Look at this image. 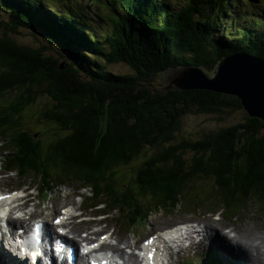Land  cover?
Segmentation results:
<instances>
[{
    "label": "trees",
    "instance_id": "obj_1",
    "mask_svg": "<svg viewBox=\"0 0 264 264\" xmlns=\"http://www.w3.org/2000/svg\"><path fill=\"white\" fill-rule=\"evenodd\" d=\"M96 1L102 4L94 15L108 8L112 22L102 43L92 40L100 38L89 31L90 19L74 11L59 14L42 0H0L7 12L0 8L1 27L17 34L28 27L52 50L45 54L44 47L12 43L0 32V63L6 65L0 68L4 173L36 179L44 196L67 182L88 187L89 195L81 198L89 202L87 208L115 212L127 230L145 224L153 211L174 212L181 204L184 210L224 214L231 206L235 210L227 216L234 218L252 201L264 212V122L244 115L236 124L175 141L183 116L228 114L242 107L231 95L153 85V78H162L170 67L213 70L233 52L264 60V16L252 31L234 20L232 9L249 0H173L179 7L169 0ZM256 1L255 11L264 12V0ZM224 16L232 24L216 26ZM119 62L132 71L109 69ZM29 118L48 124L55 138L42 147L47 134L35 137ZM157 145L164 148L132 166L141 149ZM114 167L131 175L120 190L114 188V172H108ZM200 178L211 181L205 199L195 192ZM135 194L147 202H137ZM210 252H202L198 264H222Z\"/></svg>",
    "mask_w": 264,
    "mask_h": 264
},
{
    "label": "rangeland",
    "instance_id": "obj_2",
    "mask_svg": "<svg viewBox=\"0 0 264 264\" xmlns=\"http://www.w3.org/2000/svg\"><path fill=\"white\" fill-rule=\"evenodd\" d=\"M78 2L74 4H69L66 2L69 6L65 5L66 3H62L61 0H42V2L47 6L48 8L52 9L53 11L61 14L64 11H74L75 15L84 16L85 18L90 19L91 22H89V31L93 30L94 33L100 38L97 39L92 32L93 39L96 41L105 40L106 37L110 34V31L112 29V22L110 20V15L108 12V8L105 9V13H100V15L95 16L94 11H96L97 7L102 4V2H97L96 0H77ZM175 7H179L178 2H173ZM258 2L256 0H249V3L246 5H243L241 3H235L232 6V9L235 10L237 16L234 18V20L241 22L240 25H242L244 28L250 27L251 30H254L255 21L260 22L262 20V16H264V12L261 11H255V5H257ZM178 5V6H177ZM1 10L3 13L7 14L6 11L3 10L2 6L0 5ZM5 20V16L0 13V22ZM93 24V26L90 25ZM254 23V25H253ZM232 24L231 22L227 21L225 19V16L220 19H216L215 25L218 26H229ZM99 25V26H98ZM227 25V26H226ZM28 27H25L23 29H19L20 33H14L10 29H5L0 26V32L3 34L6 32V36L9 38L8 41L14 43V41L18 44L26 45L28 48L33 49L36 47H44L43 51L45 54H47L46 51L52 52L51 48H45L46 45L49 43L43 39L41 35L37 34L33 30H30ZM258 29V28H257ZM1 40V39H0ZM10 46H13V44H9ZM18 46V45H17ZM102 46H106L103 45ZM3 46L0 45V48ZM46 50V51H45ZM0 68L4 69L6 68V65L2 62L0 63ZM109 69L116 73H130L132 70L131 68L123 63H110ZM213 71L212 69L208 68L206 69V72ZM160 75H156L153 78V85L155 87L161 88L164 86V83L159 79ZM168 83V82H167ZM166 83V84H167ZM10 93L6 94L7 96H10ZM5 101L4 99L0 98V102L3 103ZM244 115H247L245 110L243 108L234 110L230 113H212V114H187L183 116L180 120V127L179 131L176 133L175 141L180 140L181 138H188V136H194L196 134H200L202 132H209L216 130L220 127H225L228 125L236 124L240 121L244 120ZM28 125L31 127L29 130L31 133L38 137L41 132H46L47 135L44 137L42 136L41 139V146H46L49 144L54 138L55 135L51 133L50 126L48 124H42L38 120H34L33 118H29ZM164 148V145L162 146H154V147H145L140 150L139 154L135 159L132 161V166L139 165L142 160L151 154H154ZM108 172H114L113 179L115 181L114 188L117 190L122 189L121 184L125 183L127 180L131 178L130 173L127 170H118L116 167L111 168ZM37 180L32 179H23V178H16L14 174H8V175H1L0 174V192H5L6 189H9L10 186L18 185V184H34ZM209 181L208 179L200 178L196 181V185H199V189H195V192L198 193V196L202 199L206 198V195L209 189ZM76 185L72 182H67L65 186L62 188H58L57 190L53 191L52 193L48 194L47 198L42 199V193L36 191L35 189H31L27 192V213H24L26 218H41L45 217L47 221H51V218L56 215L61 214V208L64 205H67L70 210H75L77 213L81 212L82 215L80 217L75 218L74 221L76 227L84 228V230L87 231H95L94 235H92L94 238H98L101 234L108 235L111 233L112 236L115 239L120 240L121 242H115L117 245H126L127 243L129 246L133 247L132 243H135L136 246L141 245V241L145 239L148 235H151L153 232H157L159 229L161 230L167 227L166 225L179 221V220H190L191 225L193 226H202L203 224H209L214 228H217V231L219 234L224 236L225 238L229 239V233L224 232V226H228L230 231L232 229V233L234 234L236 232L235 239H229L230 242L234 245L235 242L243 243L244 246L250 247L255 250L257 254L261 252L264 246V212L260 209L259 205L250 201L248 204L242 206L243 210L239 212V214L236 217L229 218L228 213L235 210L231 206L227 209V212H218L217 214L213 215L211 213L204 212L203 208L197 210V211H190V210H184L185 206L181 204L180 209H177L174 212H165V211H159V212H151L147 216V220L145 224H136V227L134 229L135 233H128L127 230H125L123 226V222L120 219H116L114 216V213H111L107 216H97V215H85L79 208L80 201L79 198H75V193L78 192H84V189H77L75 187ZM194 186V185H193ZM20 188L23 187H18ZM134 199L137 202L146 203L147 200L144 196L141 194H135ZM86 203V202H85ZM89 211V210H88ZM143 220V212L137 216V221L141 222ZM80 221V223L78 222ZM162 229V230H163ZM227 229V230H228ZM98 231V232H97ZM235 231V232H233ZM247 231V232H246ZM250 231V232H249ZM8 231H5L2 233L3 239L0 240V247L3 250H8L10 252V248L6 245V241L4 237H8ZM86 233V232H85ZM84 233V234H85ZM70 235V234H69ZM211 236H207L204 231L199 232L198 234H192V241H195L197 239H200L197 244H191L188 246V248L185 249V251H180L176 254H173V261L174 264H178L182 260H186L187 257H192L189 259L190 264H198L200 261V257L202 252H208L211 251L216 256L219 257L221 263L223 264L227 260H231L234 264H248V259H246V262H243V259L241 257H238V255H245L242 251L238 250L236 247L232 251L228 248L231 246L229 243L222 242L217 237L218 235H215V233H212ZM215 236L217 239H215ZM1 234H0V238ZM113 237L108 238L109 240H112ZM211 239V240H210ZM129 242V243H128ZM132 242V243H131ZM226 244V249H222L221 246ZM235 246V245H234ZM190 247V248H189ZM205 248L201 253L200 251ZM221 249V250H220ZM236 249V250H235ZM227 250L229 254L227 253ZM230 250V251H229ZM210 252V253H211ZM239 252V253H238ZM212 255V253H211ZM236 257H235V256ZM233 257V258H232ZM246 257V256H245ZM236 258H239L236 259ZM237 260V261H236ZM230 264H233V263ZM28 264V263H27Z\"/></svg>",
    "mask_w": 264,
    "mask_h": 264
},
{
    "label": "water",
    "instance_id": "obj_3",
    "mask_svg": "<svg viewBox=\"0 0 264 264\" xmlns=\"http://www.w3.org/2000/svg\"><path fill=\"white\" fill-rule=\"evenodd\" d=\"M211 72L194 65L170 67L163 71L162 78L160 75L164 86L158 90L203 89L235 96L248 117L264 122L262 58L247 52H233L224 55Z\"/></svg>",
    "mask_w": 264,
    "mask_h": 264
},
{
    "label": "bare ground",
    "instance_id": "obj_4",
    "mask_svg": "<svg viewBox=\"0 0 264 264\" xmlns=\"http://www.w3.org/2000/svg\"><path fill=\"white\" fill-rule=\"evenodd\" d=\"M194 66H198V65H194ZM21 192L22 191H17L16 193H12L7 198H4L3 201L11 204V203H13L14 198L18 197V195H20ZM57 216H59V214L56 215L55 217H57ZM69 223H70V221H68L66 218H64V217L62 218L61 225L66 226ZM179 225H182V224L180 223ZM167 228L168 227H165L163 230H160L158 232H153L151 237L155 239L154 243L152 245H149V244L142 245L141 247L136 246L135 243H132V242L131 243L133 244V247L129 246L131 244L128 245L127 243H125L126 245H123V246L117 245V243H112V242L109 243V242H107L106 239H100V237H98V239L95 240L98 242L97 246H95V247L92 246V248H91L90 244H92V242H93L92 235H94L95 231L86 232L84 235H82L79 242H81V243L85 242V244H86L85 249L89 253H91V252L92 253L103 252L104 253L103 257H108L111 262H116V264H174L173 254L178 253V251L182 250L185 247L184 243L186 241H190L191 234L204 231L207 236H211V237H212L211 234L215 233V235H218L217 238L219 240H221L222 242L229 243L231 245L228 247L226 244H224L223 246H221L222 249H226V246H227L231 251H232V249L234 250L235 247L238 250L242 251L245 255H238L237 254V256L241 257L243 259V262H246V259H248V261H249L248 264H264V246H263V249L261 250V252L259 254H257L254 249L244 246L243 243L241 244V243L235 242V244H234L235 246H234L230 242L229 239H235L236 232L233 231V232H235V235L230 234L232 229L230 231L227 227H224V229H225L224 232L229 233V236H230L229 239H227L224 236H222L221 234H219V232L217 231V228H214L211 225L206 224V223L203 224L202 226L184 225L183 229H182V227H180L178 229L180 231L179 237H173L172 233L170 231H168ZM107 237H111V235H108V233H106V238ZM213 237H215V236H213ZM217 238L215 237V239H217ZM146 241H148V239ZM8 243H11V242L8 241ZM13 246L15 249H17V247H18L17 243H15V242H13ZM143 248H146L145 254H147L148 252L153 253L151 259H147L146 257H144L142 255V249ZM203 250H205V248H203L200 251V253ZM13 253L14 252H9L7 249L3 250L0 247V264H27L28 260L26 257L22 258L18 254L13 255ZM109 253L114 254L119 261L117 262L111 256H107V254H109ZM227 253L229 254L228 250H227ZM210 255H211V253H210ZM229 255L231 256V254H229ZM236 259L239 260V258H236ZM241 264H243V263H241Z\"/></svg>",
    "mask_w": 264,
    "mask_h": 264
},
{
    "label": "snow or ice",
    "instance_id": "obj_5",
    "mask_svg": "<svg viewBox=\"0 0 264 264\" xmlns=\"http://www.w3.org/2000/svg\"><path fill=\"white\" fill-rule=\"evenodd\" d=\"M3 198H6V197H0V199H3ZM57 223H59V221H57ZM102 239H106V237H104V238H102ZM145 243H146V244H147V243H152V241L149 240V241H146ZM93 247H95V245H93ZM150 256H151V254H150Z\"/></svg>",
    "mask_w": 264,
    "mask_h": 264
}]
</instances>
